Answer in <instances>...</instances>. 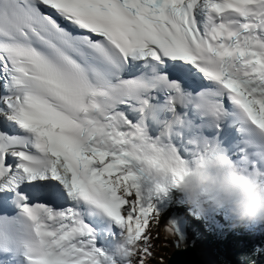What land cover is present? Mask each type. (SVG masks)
<instances>
[{
	"label": "snow or ice",
	"instance_id": "obj_1",
	"mask_svg": "<svg viewBox=\"0 0 264 264\" xmlns=\"http://www.w3.org/2000/svg\"><path fill=\"white\" fill-rule=\"evenodd\" d=\"M217 151L264 169V0H0V194L29 264H148L157 202Z\"/></svg>",
	"mask_w": 264,
	"mask_h": 264
},
{
	"label": "clouds",
	"instance_id": "obj_2",
	"mask_svg": "<svg viewBox=\"0 0 264 264\" xmlns=\"http://www.w3.org/2000/svg\"><path fill=\"white\" fill-rule=\"evenodd\" d=\"M166 162L157 174L171 172ZM175 188L198 216L224 212L233 227L264 225V169H242L223 151L206 154L186 167Z\"/></svg>",
	"mask_w": 264,
	"mask_h": 264
},
{
	"label": "trees",
	"instance_id": "obj_3",
	"mask_svg": "<svg viewBox=\"0 0 264 264\" xmlns=\"http://www.w3.org/2000/svg\"><path fill=\"white\" fill-rule=\"evenodd\" d=\"M226 217L230 219L227 215ZM254 227L255 230H246L245 226H228L211 240H207L206 245L212 247L217 263L264 264V226L254 224ZM155 242L152 236V256L148 259V264H165L167 258L162 257V252L157 253ZM258 248L262 250L260 253L256 252Z\"/></svg>",
	"mask_w": 264,
	"mask_h": 264
},
{
	"label": "rangeland",
	"instance_id": "obj_4",
	"mask_svg": "<svg viewBox=\"0 0 264 264\" xmlns=\"http://www.w3.org/2000/svg\"><path fill=\"white\" fill-rule=\"evenodd\" d=\"M191 211L192 210H189V208H187L185 209L183 215L189 216L191 223L201 225L203 241L205 237L209 238L208 237L210 236L209 230L212 229V231H214V234H218L224 231V228L231 226L233 224L231 219L221 218L222 212H209L203 216H198L196 212L192 213ZM205 225H207L206 229H204ZM249 226L253 227L252 224H250ZM151 233H152V236L154 237V240L156 241L155 243L157 246L156 247L157 253L162 252L163 253L162 257L167 258L169 254L171 253V251L175 248V244L172 242L169 235L166 236L164 232L163 224H161V220H160V225L158 227H153L151 229ZM209 247L211 246H207L204 242H201L197 248H198V251L199 250L202 251L205 248H208L209 250H211V248ZM216 264L218 263L216 262Z\"/></svg>",
	"mask_w": 264,
	"mask_h": 264
},
{
	"label": "water",
	"instance_id": "obj_5",
	"mask_svg": "<svg viewBox=\"0 0 264 264\" xmlns=\"http://www.w3.org/2000/svg\"><path fill=\"white\" fill-rule=\"evenodd\" d=\"M165 264H206V262L200 257L198 251L187 243L184 247L174 248Z\"/></svg>",
	"mask_w": 264,
	"mask_h": 264
},
{
	"label": "bare ground",
	"instance_id": "obj_6",
	"mask_svg": "<svg viewBox=\"0 0 264 264\" xmlns=\"http://www.w3.org/2000/svg\"><path fill=\"white\" fill-rule=\"evenodd\" d=\"M29 201V200H28ZM178 204V203H177ZM175 211L177 214L182 213L184 214V211L179 209V208H175ZM166 215V214H165ZM177 216V215H176ZM181 214L177 217H180ZM170 220V219H169ZM172 220H170L169 222H171ZM167 222V221H166ZM164 229H166V227H163ZM170 239L172 240V242L175 244V248H180V247H184L187 245V243L193 245V239H189V240H182L179 237V232H178V226L176 225L175 227V231L172 232L171 234H169ZM194 248L198 251V248L194 246ZM200 257L206 262V264H216V259L214 258V256L211 253V250H209L208 248H205L204 250H199L198 251ZM178 256V254H177ZM176 257V256H175Z\"/></svg>",
	"mask_w": 264,
	"mask_h": 264
}]
</instances>
